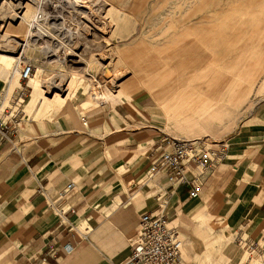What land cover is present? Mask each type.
Masks as SVG:
<instances>
[{
  "label": "rangeland",
  "instance_id": "374dc122",
  "mask_svg": "<svg viewBox=\"0 0 264 264\" xmlns=\"http://www.w3.org/2000/svg\"><path fill=\"white\" fill-rule=\"evenodd\" d=\"M82 1L0 0V36L9 27L8 37L0 38V52L20 59L14 65L18 70L15 77L0 75V100L5 101L7 108L5 119L15 127L12 133L15 147L26 152L32 144H56L66 137L63 134L66 129L84 127L86 136L103 137L105 162L111 161L120 150L129 151L126 163L130 166L120 170L110 167L123 191L129 193L138 183H145V163L135 167L153 152L162 137L200 141L212 148L225 143L228 151L219 165L216 191L204 201H189L176 211L200 209L190 221L180 223L178 230L183 247L187 242L183 234L192 236L197 227L203 245L201 258L183 262L261 264L258 251L250 249L248 243L264 249V231L256 237L251 234L261 225L257 217L259 209L246 206L249 202L244 197V189L254 180L248 181L240 171L244 167L256 172V168H249L248 161L264 137V0ZM9 2L15 5V10L8 8ZM21 15L28 19L22 30L18 26L21 20L17 19ZM39 15L44 21L37 26ZM196 42L207 55L201 63L196 62L198 55L193 63L192 51L185 54L183 50ZM50 49L56 50V55ZM185 62L188 64L182 69ZM26 64L34 68L32 77L40 75L42 80L33 108L29 106L30 83L21 81L18 74ZM108 64L110 76L104 73ZM199 74L205 80V89L195 90L196 101H172L174 118L160 101L158 105L151 99L155 93L149 90L160 91L162 99L163 92L169 99L173 95L176 98L183 85H189ZM70 77L76 82V95L68 98L61 110L37 113L42 99H52L56 92L65 97L63 91ZM223 78L226 81H220ZM184 81L186 84H182ZM62 82L63 86L52 90ZM164 84L171 88L170 94L161 90ZM229 85L235 87L230 97L237 106L232 104L221 120L206 125L203 119L214 112L210 108L203 110L202 104L210 102L218 86L225 91ZM10 86L16 88L12 94ZM9 115L12 117L7 118ZM82 118L87 126H83ZM125 139L129 142H121ZM140 143L145 145L139 146ZM8 146L11 148V144ZM92 151L93 147L86 149L87 153ZM210 175L212 172L207 178ZM232 185L238 190L230 192ZM143 194L134 202H147L151 207L156 204L150 193ZM8 203L14 204L15 200L9 199ZM201 213L216 218L218 223L214 227L212 223H194ZM177 217H172V221ZM87 226L86 223L73 226V233L79 238Z\"/></svg>",
  "mask_w": 264,
  "mask_h": 264
},
{
  "label": "crops",
  "instance_id": "0c3cea01",
  "mask_svg": "<svg viewBox=\"0 0 264 264\" xmlns=\"http://www.w3.org/2000/svg\"><path fill=\"white\" fill-rule=\"evenodd\" d=\"M63 134L66 137L56 144H32L26 152L9 148L7 143L0 144V264H124L131 256V239L140 225L141 214L156 209V204L151 207L147 202H134L139 194L150 193L146 187L136 185L126 193L115 171L110 170V167L120 170L130 166L126 163L128 150H120L111 161L105 162L102 136L88 137L84 127L66 129ZM72 134L73 139L68 140ZM90 139L89 146L84 147ZM126 140L129 142V139L121 142ZM258 143V150L248 161L249 168H256V172L244 167L240 171L248 181L254 180L244 189V197L249 202L246 206L259 209L257 217L261 225L251 233L255 237L264 231V137ZM142 145L145 143L139 146ZM89 147L93 151L87 153ZM148 157L135 168L145 163L146 169ZM81 160L85 161L80 163ZM219 165L205 180L199 202L216 191ZM72 182L76 185L74 192L61 200L60 194ZM160 182L167 186L165 180ZM234 185L230 192L238 190ZM187 196L188 190L182 186L172 201L170 215H178L172 221L177 229L200 210L176 212L190 201ZM9 199L15 203H8ZM63 211L66 213L62 214ZM199 217L194 223H212V227L218 223L216 218L204 213ZM84 223L88 226L77 238L73 226ZM183 236L187 241L182 247L183 260L190 263L200 259L203 245L197 227L192 236ZM68 243L73 247L71 253L63 249ZM51 249L54 251L48 256Z\"/></svg>",
  "mask_w": 264,
  "mask_h": 264
},
{
  "label": "built area",
  "instance_id": "2783aa9c",
  "mask_svg": "<svg viewBox=\"0 0 264 264\" xmlns=\"http://www.w3.org/2000/svg\"><path fill=\"white\" fill-rule=\"evenodd\" d=\"M55 1V0H48ZM44 21L41 15L37 16L36 25ZM34 74L31 64L24 65L20 70V80L29 82ZM5 101L0 100V144H11L12 133L15 127L12 121L5 119L7 108ZM12 115L7 116V118ZM83 126H87L86 119L82 118ZM200 141L178 140L162 137L148 156V164L144 172L145 183H138L146 187L156 202V209L146 211L140 216V225L135 236L131 239V256L124 264H184L182 258V243L179 230L172 226V201L178 190L186 186L187 199L190 201L199 198L200 190L216 166L225 160L228 146L225 143L215 145ZM165 180L167 186L160 181ZM76 188L70 183L60 194V199L68 198ZM52 205V204H51ZM66 213L65 211L62 214ZM70 231L72 228L69 229ZM250 249L258 251L264 264V249L258 244L250 243ZM67 253L73 251L70 243L64 245ZM51 249L48 256L51 255ZM55 253H53L54 255Z\"/></svg>",
  "mask_w": 264,
  "mask_h": 264
},
{
  "label": "bare ground",
  "instance_id": "6f19581e",
  "mask_svg": "<svg viewBox=\"0 0 264 264\" xmlns=\"http://www.w3.org/2000/svg\"><path fill=\"white\" fill-rule=\"evenodd\" d=\"M78 1V0H77ZM81 1V3H83V1L82 0H80ZM84 1H86V0H84ZM90 1V0H89ZM95 1V0H94ZM100 1V0H99ZM102 1V0H101ZM100 1V2H101ZM104 1V0H103ZM176 1V0H175ZM184 1V0H183ZM93 2V1H92ZM97 2V1H96ZM172 2H174V1H172ZM73 3H74V0H73ZM78 3V2H77ZM129 3H130V1H129ZM3 4H5V3H3ZM9 4V6L10 7H8V8H10V9H12V10H15V5L12 3V2H9L8 3ZM7 4V5H8ZM76 4V3H75ZM101 4V3H100ZM99 2H98V7H99ZM183 4V3H182ZM76 5H78L79 6V4H76ZM87 5V4H86ZM95 5H96V3H95ZM128 5V4H127ZM131 5V4H130ZM175 5V4H174ZM90 6V5H89ZM125 6V5H124ZM76 7V6H75ZM23 8H26V6H24ZM77 8V7H76ZM76 8H75V10H76ZM80 8V7H79ZM83 8H84V6H83ZM90 8V7H89ZM81 9V8H80ZM79 11V10H78ZM93 12H94V10H93ZM96 12V11H95ZM172 12V11H171ZM84 13V12H83ZM21 14V13H20ZM19 14V15H20ZM79 14V13H78ZM18 15V14H17ZM80 15V14H79ZM84 15H86V14H83V16H82V18L84 17ZM95 15H97V13H95ZM92 17V16H91ZM90 17V18H91ZM18 20H21L20 21V23H19V25L18 26H20V29L22 30L23 29V27L25 26V25H27V18L25 17V15H21V16H19L18 18H17ZM84 19V18H83ZM85 19H86V17H85ZM88 19V18H87ZM86 19V20H87ZM92 19V18H91ZM95 20V19H94ZM101 20V19H100ZM100 22V21H99ZM91 23V22H90ZM102 23V22H101ZM10 23H8V25H9ZM99 24V23H98ZM29 26V25H28ZM98 26V25H97ZM86 27L87 28H89L88 27V25H86ZM9 28V27H8ZM7 28V29H8ZM83 28H85V27H83ZM86 28V29H87ZM95 28V27H94ZM99 28V27H98ZM101 28V27H100ZM7 29H6V32H5V34H4V36H0V38L2 39V37H8L7 35H8V33H9V30L7 31ZM89 29H91V26H90V28ZM108 29V28H107ZM93 30V29H92ZM84 33H85V31H84ZM93 33V32H92ZM90 34V33H89ZM33 35V34H32ZM87 36V35H86ZM17 37V36H16ZM80 37V36H79ZM16 39V38H15ZM17 39H19V38H17ZM1 41H3V40H1ZM17 41V40H16ZM10 43V42H9ZM15 43V42H14ZM197 43V42H196ZM18 44V43H17ZM183 50H184V53L185 54H190L191 53V51H192V57L194 58L193 59V63H201V62H204L203 60H205V58H207V55H205L206 54V52L205 51H203L201 48H200V46H199V43H197V44H194L192 47H187V46H184L183 47ZM186 50V51H185ZM50 51L51 52H53L54 53V55H56V50H54V49H50ZM103 55H105V53L103 54ZM197 55H198V60H197ZM105 58H107L106 56H105ZM19 58H17V57H15V56H12V55H10L9 53H6V52H0V75H2V74H7L9 77H11L12 75L15 77L16 76V74H17V71L18 70H16V68L14 67V65H17V63L19 64ZM102 60V59H101ZM111 60V59H110ZM197 60V61H196ZM196 61V62H195ZM188 64V62H185L183 65H182V69H184L185 67H186V65ZM23 65V63L21 64V66ZM18 67H19V65H18ZM111 66L108 64V65H106L105 67H104V73H105V75L106 76H110V70H109V68H110ZM21 70V69H20ZM20 70H19V79H20ZM41 72H42V70H41ZM203 74V73H202ZM202 74H199V75H197L196 77H194V79H192L191 80V82L189 83V85H187V86H184L183 85V89L182 90H180L179 91V93L177 94L178 96L176 97V98H174V95H173V97L172 98H167L166 97V94L163 92L162 93V97H163V99L161 98V92L159 91V92H157V91H152V90H149V92H151V93H155L154 95L153 94H151V99L153 100V102L155 103H157L158 105H159V101H160V105H164L165 107V109H166V111H167V114L171 117V118H174V117H172V116H174V113L172 112V110H174V109H172V107H173V104H172V101H174V103L175 102H177V103H182V102H186V101H196L197 100V97L194 95V93H195V90H197V91H199V90H201L202 88H204L205 87V80H204V78L202 77ZM225 78H223L222 80H220V81H222V82H224V81H226V80H224ZM62 80H65L66 81V79H62ZM69 80V79H68ZM136 80H138V78L136 77V79H135V81ZM16 81H17V79H16ZM29 83H30V86H31V89H32V100H31V102H30V104H29V106H30V108H33V106L35 105V100H36V97H37V95L39 94V90H41V88H42V80H41V78H40V75L39 76H35V77H31V79H30V81H29ZM61 83V82H60ZM64 82H62V85H56L57 87H52V90H55V89H57L58 87H60V86H63L64 84H63ZM67 84L65 85L66 86V88L64 89V94L63 95H65V97H62V95L60 94V93H54V97L52 98V99H47L46 97V99L47 100H49L47 103H46V99H42L41 100V102H40V104L37 106V113H39V112H41V113H43V112H46V111H51V110H61V108H63L64 106H65V104H66V101H67V99L68 98H73L75 95H76V93H77V88H75V80H74V78L73 77H70V80L68 81V82H66ZM165 83H166V80H165ZM17 84H18V86H20V82H17ZM178 84V81L175 83V85H177ZM182 84H186V82L184 81V83L182 82ZM222 86H218L213 92H212V99L210 98V102L209 101H207L206 103H207V105H205V104H202V109L204 110V109H206V108H210V109H212L213 110V112H214V114H212L211 116H209L208 118H204L203 119V122H205L206 123V125H209V124H211V122H213V121H217V120H221L222 119V115L227 111V110H230L229 108H231V107H233V103L231 102L233 99H232V97H230V95L232 94V93H234V90H235V87L234 86H232V85H229L228 87H227V89L225 90V91H223V88H221ZM63 88V87H62ZM16 88H14V87H9V90H10V93L12 94L13 93V91L15 90ZM205 89V88H204ZM59 90V89H58ZM126 89H124V91H125ZM162 91H166L168 94H170L171 93V88L170 87H168V85L167 84H164V86H163V88L161 89ZM60 91V90H59ZM207 91V90H206ZM212 90H210V92H211ZM60 92H62V91H60ZM202 101H203V99H201ZM105 101H107V100H105ZM149 102H152V101H149ZM152 102V103H153ZM218 103V104H217ZM233 104V105H232ZM234 106H237V105H234ZM171 108V109H170Z\"/></svg>",
  "mask_w": 264,
  "mask_h": 264
}]
</instances>
